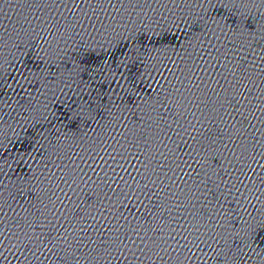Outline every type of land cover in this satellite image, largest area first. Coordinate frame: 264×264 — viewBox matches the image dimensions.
<instances>
[{
  "label": "water",
  "instance_id": "1",
  "mask_svg": "<svg viewBox=\"0 0 264 264\" xmlns=\"http://www.w3.org/2000/svg\"><path fill=\"white\" fill-rule=\"evenodd\" d=\"M0 264H264V0H0Z\"/></svg>",
  "mask_w": 264,
  "mask_h": 264
}]
</instances>
